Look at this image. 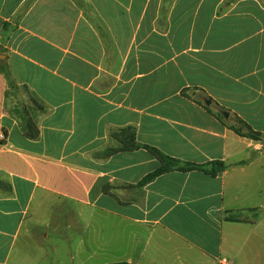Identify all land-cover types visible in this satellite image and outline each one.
<instances>
[{"label": "crops", "instance_id": "crops-1", "mask_svg": "<svg viewBox=\"0 0 264 264\" xmlns=\"http://www.w3.org/2000/svg\"><path fill=\"white\" fill-rule=\"evenodd\" d=\"M224 2L0 0V58L17 87L0 72V264H15L26 216L56 200L126 227L128 252L117 261L214 264L226 252L264 264L255 231L264 208V0H237L217 16ZM26 115L35 139L23 132ZM239 121L259 137L229 128ZM127 125L169 156L227 168L126 188L159 165L145 148L98 156L114 144L110 131ZM232 213L245 220H227Z\"/></svg>", "mask_w": 264, "mask_h": 264}, {"label": "rangeland", "instance_id": "rangeland-1", "mask_svg": "<svg viewBox=\"0 0 264 264\" xmlns=\"http://www.w3.org/2000/svg\"><path fill=\"white\" fill-rule=\"evenodd\" d=\"M48 205L34 209L32 218L29 214L26 216L12 244L11 262L106 264L120 260L127 254L128 229L123 225L117 226L111 216H105L102 223H96L95 218L90 215L89 207L57 200L52 206ZM30 210L32 212V207ZM255 220V231L264 235V208H258ZM26 229H29L28 232ZM19 250L23 252L18 253ZM222 257L227 259L229 264L233 258L234 264H246L248 258L231 257L226 252H221L216 256L214 264H218V258Z\"/></svg>", "mask_w": 264, "mask_h": 264}, {"label": "trees", "instance_id": "trees-1", "mask_svg": "<svg viewBox=\"0 0 264 264\" xmlns=\"http://www.w3.org/2000/svg\"><path fill=\"white\" fill-rule=\"evenodd\" d=\"M237 0H225L223 5L219 6V9L217 10V16L221 14V11L231 5V3L235 2ZM239 20L237 19V22ZM5 31L9 30L7 28V24L4 25ZM4 33V31L2 32ZM2 49L0 47V53H2ZM0 72L4 75L7 84L11 88L17 89L16 85L13 82V79L11 77V74L9 72L8 66L6 64L5 59L0 58ZM218 116L222 119V115L219 113ZM23 124V132L26 137L30 139H35L38 137V128L33 122L32 118L30 116H25ZM229 128H231L235 133L241 136H247L250 138L257 139L260 135V133L252 131L251 129L243 131V121H239L237 126L229 125ZM109 137L113 140L114 144H111L107 147H105L103 150L98 152L99 157H108L112 154H115L117 152H130L133 150H136L138 148H145L148 150V152L157 158L159 165L152 171L148 172L146 175H144L137 183L135 184H127L124 185L126 188H139L144 186L145 184L151 182L154 180L157 176L171 172V171H191V170H202L211 176H215L217 173L222 172L227 168V164L220 160H213L206 163H195L191 161H185L181 160L172 156H169L165 153H163L158 148L140 143L136 140L135 136V127L131 125H127L125 127H121L118 129H113L110 131ZM4 141L0 140V145L3 144ZM0 186H5L3 183L0 182ZM3 188V187H2ZM7 190L10 189V185L6 184ZM112 188L110 185L105 184L103 186L104 192H109V189ZM254 210V209H250ZM227 220L231 221H243L244 218L234 215L233 213L231 215L226 216ZM106 264H132L126 261H115L110 262Z\"/></svg>", "mask_w": 264, "mask_h": 264}, {"label": "built area", "instance_id": "built-area-1", "mask_svg": "<svg viewBox=\"0 0 264 264\" xmlns=\"http://www.w3.org/2000/svg\"><path fill=\"white\" fill-rule=\"evenodd\" d=\"M3 139H4V134L0 130V140H3ZM217 262H218V264H229V262L227 261V259H225L224 257L218 258Z\"/></svg>", "mask_w": 264, "mask_h": 264}, {"label": "water", "instance_id": "water-1", "mask_svg": "<svg viewBox=\"0 0 264 264\" xmlns=\"http://www.w3.org/2000/svg\"><path fill=\"white\" fill-rule=\"evenodd\" d=\"M225 116H227V113H224Z\"/></svg>", "mask_w": 264, "mask_h": 264}]
</instances>
